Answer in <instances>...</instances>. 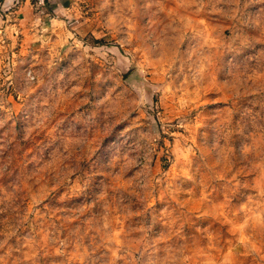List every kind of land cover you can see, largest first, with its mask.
Segmentation results:
<instances>
[{
    "label": "rangeland",
    "instance_id": "1",
    "mask_svg": "<svg viewBox=\"0 0 264 264\" xmlns=\"http://www.w3.org/2000/svg\"><path fill=\"white\" fill-rule=\"evenodd\" d=\"M0 0V264H264V0Z\"/></svg>",
    "mask_w": 264,
    "mask_h": 264
},
{
    "label": "crops",
    "instance_id": "2",
    "mask_svg": "<svg viewBox=\"0 0 264 264\" xmlns=\"http://www.w3.org/2000/svg\"><path fill=\"white\" fill-rule=\"evenodd\" d=\"M26 2H27V1L25 0V1H24V4H25V5H26Z\"/></svg>",
    "mask_w": 264,
    "mask_h": 264
}]
</instances>
